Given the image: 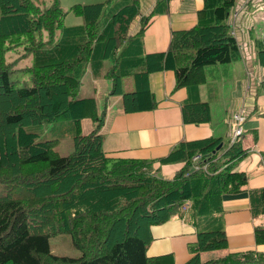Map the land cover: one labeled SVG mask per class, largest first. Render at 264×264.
Listing matches in <instances>:
<instances>
[{
    "label": "trees",
    "instance_id": "1",
    "mask_svg": "<svg viewBox=\"0 0 264 264\" xmlns=\"http://www.w3.org/2000/svg\"><path fill=\"white\" fill-rule=\"evenodd\" d=\"M168 1L157 0L130 34L140 0L73 4L68 11L82 23L72 26L63 24L67 12L59 0H0V264H173L171 256H148L147 248L151 226L179 214H188L197 228L192 252L227 246L221 200L243 192L248 179L233 170L248 153L241 139L216 152L220 137L179 142L158 159L160 165L182 164L164 178L152 160L106 156L101 134L106 105L99 112L94 98L79 96L89 68L94 79L111 82L108 94L121 95L124 112L153 110L149 74L171 70L175 87L187 89L183 122L210 121L198 85L205 81L204 66L240 57L227 22L236 0H203L193 27L173 31L166 51L145 54L142 35L149 18L166 13ZM21 45L8 60L6 54ZM256 52L264 67V37L256 41ZM30 55V66L16 67ZM20 72L29 75L30 85L21 90H34L28 95L34 104L12 103L20 90L11 74ZM127 76L134 90L123 92ZM260 85L264 92V78ZM27 112L41 124L16 125ZM84 118L94 124L86 134ZM50 122L60 127L59 138L39 141V126ZM65 134L72 136L74 149L61 156L55 147ZM249 199L252 217L264 216V187L250 190ZM58 233L70 235L78 258L51 252L49 239ZM254 238L264 243V226H255ZM184 264H264V252L235 251L206 261L195 254Z\"/></svg>",
    "mask_w": 264,
    "mask_h": 264
},
{
    "label": "crops",
    "instance_id": "2",
    "mask_svg": "<svg viewBox=\"0 0 264 264\" xmlns=\"http://www.w3.org/2000/svg\"><path fill=\"white\" fill-rule=\"evenodd\" d=\"M156 2L157 0H140V14L132 21L130 34L139 30L141 18L151 13ZM202 7L203 0H169L166 13L155 14L149 18L142 35L143 52L150 54L166 51L172 32L193 27ZM234 12H237L235 18L232 16ZM76 22L79 24L80 21ZM227 22L241 46L240 57L225 64H211L212 66L202 70L205 81L198 85L199 97L201 101L209 104V122H183L181 104L187 98V89L175 87L176 78L171 70L149 74V87L157 106L153 110L130 113L124 112L121 95L108 94L111 88L108 79H94L89 68L82 78L80 96L94 98L98 111L106 105L101 127L105 155L115 159L152 160L154 169L164 178H171L182 166L180 163L160 165L158 162L176 144L208 137L222 138L220 123L215 122L217 112L222 115L221 122L228 125L225 136L229 141L226 144V140L222 138L224 147L231 144L229 122L232 114L241 112L245 117L243 133L248 131L249 135L242 139L241 145L243 144L242 149L248 153L234 165L233 170L245 172L248 179L243 192L223 195L221 200L227 246L192 252L190 248L197 240V228L188 214L174 215L162 224L151 226L152 240L147 248L148 256H171L173 264H184L195 254L200 261H206L235 251L264 252V243L257 244L254 238V228L257 225L264 226V216L252 217L249 199L250 190L264 187V92L261 95L259 93L264 67L258 64L256 52V41L264 37V0H248L247 3L236 0ZM210 79L213 82L209 88L207 84ZM248 82L249 89L246 88ZM33 92V89L20 90L12 99L15 98L17 103H24ZM30 103L34 104V100L30 99ZM29 114L32 115L31 119ZM27 119L30 122L25 124ZM30 124H41L39 116L33 112L20 116L16 122V125ZM93 127L91 119L81 120L83 134L90 132ZM169 165L177 167L168 168ZM160 167L162 174L159 172Z\"/></svg>",
    "mask_w": 264,
    "mask_h": 264
},
{
    "label": "rangeland",
    "instance_id": "3",
    "mask_svg": "<svg viewBox=\"0 0 264 264\" xmlns=\"http://www.w3.org/2000/svg\"><path fill=\"white\" fill-rule=\"evenodd\" d=\"M36 1L41 3L43 0H36ZM102 1H105V0H59L60 6L65 10V12H67L64 19H63V24L65 26H72V25L77 24L76 21H78V22L80 21L79 24L82 23V19L79 16H76L73 13L68 11V8L71 5L76 4V3H95V2H102ZM44 2L48 3L49 0H44ZM104 9H103L102 17L104 16V13L106 12ZM43 38L46 39V32H43ZM57 39L58 38H55L54 42H56ZM22 46L23 45L17 46L15 48H13V50H10L6 54L7 59L9 60L11 57L19 54L22 51ZM32 60H33V57H32V55H30L26 59L21 60L19 63H17L16 67L17 68H25L27 66H30L32 64ZM210 66H212V65H206L203 67V69L206 70ZM11 77L13 78V80H16V79L19 80V83H17V86H16V90H21L24 87V85H30L28 73H22V72L13 73V74H11ZM209 77L212 78V76H209ZM212 82H213L212 79H210L209 83L207 84V86L209 88H210ZM122 89H123V92H129V91L134 90V81H133V78L131 76H127V77H124L122 79ZM80 90H81V88L79 89V96L82 95V92ZM259 93L261 95L263 93V91H261V89H260ZM222 96H224V94H222ZM205 99H206V97H205ZM12 102L14 104L17 103L15 101V98L12 99ZM25 102L30 103L29 100H27ZM213 111H214V105H213ZM29 117L31 119L32 115L29 114ZM215 117H216L215 122L219 121V123H220V129L222 131L221 137L223 138V140L225 139L226 140L225 143L228 144L229 139L227 138V136H225V130H227L228 125H226V123H224V122H221L222 115L220 114V112H217ZM22 118L25 119L26 117H22ZM29 122H30L29 119H27L25 124H28ZM59 128H56L55 123H52V122L42 124L38 128L40 135L37 139L39 141H41V140H45V139L59 138V135L61 133V129H59ZM248 135H249L248 131H245L240 136V139H241L240 146L241 147L243 145V144L241 145L242 139L244 137L247 138ZM73 149H74L73 139H72V136L69 134H65L64 136H62L59 143L55 147V150L61 156H64V155L71 153L73 151ZM169 166L170 167H168V168H176L177 167L176 165H169ZM159 172L162 174L161 167H160ZM49 243H50L51 252L55 255L68 256V257H72V258H78L81 255V252L72 246L70 235L68 233H58V234L50 237Z\"/></svg>",
    "mask_w": 264,
    "mask_h": 264
},
{
    "label": "built area",
    "instance_id": "4",
    "mask_svg": "<svg viewBox=\"0 0 264 264\" xmlns=\"http://www.w3.org/2000/svg\"><path fill=\"white\" fill-rule=\"evenodd\" d=\"M248 0H244V3H247ZM233 18L237 16V12L233 13ZM233 33V31H232ZM234 34V33H233ZM239 52L241 50V46L238 44ZM250 84L249 82L246 85V88L249 89ZM245 117L241 112L233 113L232 118L229 122V126L232 132V138H231V144L234 143L237 139L240 138V136L243 133V123H244ZM199 156H195L194 159L198 158Z\"/></svg>",
    "mask_w": 264,
    "mask_h": 264
},
{
    "label": "water",
    "instance_id": "5",
    "mask_svg": "<svg viewBox=\"0 0 264 264\" xmlns=\"http://www.w3.org/2000/svg\"><path fill=\"white\" fill-rule=\"evenodd\" d=\"M222 147V142L216 147V149L214 150V152H216L217 150H219Z\"/></svg>",
    "mask_w": 264,
    "mask_h": 264
}]
</instances>
